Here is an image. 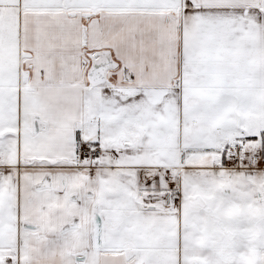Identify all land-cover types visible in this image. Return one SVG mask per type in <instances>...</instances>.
<instances>
[{
  "label": "snow or ice",
  "instance_id": "snow-or-ice-1",
  "mask_svg": "<svg viewBox=\"0 0 264 264\" xmlns=\"http://www.w3.org/2000/svg\"><path fill=\"white\" fill-rule=\"evenodd\" d=\"M0 264H264V0H0Z\"/></svg>",
  "mask_w": 264,
  "mask_h": 264
}]
</instances>
